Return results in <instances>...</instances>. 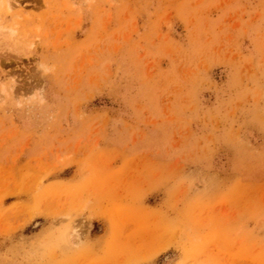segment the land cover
Here are the masks:
<instances>
[{"label":"rangeland","instance_id":"374dc122","mask_svg":"<svg viewBox=\"0 0 264 264\" xmlns=\"http://www.w3.org/2000/svg\"><path fill=\"white\" fill-rule=\"evenodd\" d=\"M0 264H264V0H0Z\"/></svg>","mask_w":264,"mask_h":264}]
</instances>
